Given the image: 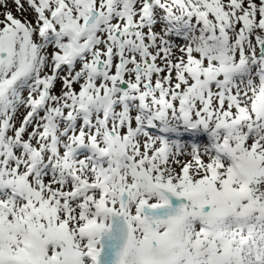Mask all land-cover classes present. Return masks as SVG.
Listing matches in <instances>:
<instances>
[{
	"label": "snow or ice",
	"instance_id": "obj_1",
	"mask_svg": "<svg viewBox=\"0 0 264 264\" xmlns=\"http://www.w3.org/2000/svg\"><path fill=\"white\" fill-rule=\"evenodd\" d=\"M0 264H264V0H0Z\"/></svg>",
	"mask_w": 264,
	"mask_h": 264
}]
</instances>
